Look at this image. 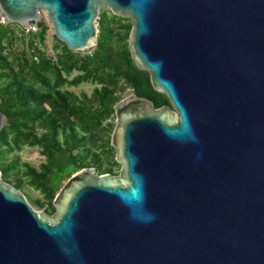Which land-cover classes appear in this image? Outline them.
<instances>
[{
  "label": "water",
  "instance_id": "water-1",
  "mask_svg": "<svg viewBox=\"0 0 264 264\" xmlns=\"http://www.w3.org/2000/svg\"><path fill=\"white\" fill-rule=\"evenodd\" d=\"M103 9L132 20L131 59L170 105L118 102L120 174L75 173L53 215L0 171V264H264V0H0L83 55Z\"/></svg>",
  "mask_w": 264,
  "mask_h": 264
},
{
  "label": "trees",
  "instance_id": "trees-1",
  "mask_svg": "<svg viewBox=\"0 0 264 264\" xmlns=\"http://www.w3.org/2000/svg\"><path fill=\"white\" fill-rule=\"evenodd\" d=\"M113 17L119 18L114 15ZM11 27L12 25L0 23V108L7 116V123L0 131V171L2 178L13 184L19 160H9L7 154L33 140L32 144L41 149L45 163L41 170L34 171L32 186L47 194L50 199H54L72 175L84 168L92 167L85 164L84 159L77 155L78 150L86 145L88 140L86 136L80 137L73 126L74 133L64 142L60 140L61 129L64 128L62 120L71 116L82 122V130L90 133L114 113V106L122 100L121 95L116 93L126 76L122 68L127 66L141 71L135 66L128 50L119 58H114V49L108 45L112 38V30L107 27L103 13L100 15V32L94 53L90 55L74 53L61 43L67 53L63 69L38 51L35 36L41 33L43 40L47 31L44 21L39 24L37 33L22 32L19 36L21 46L16 49H12L14 32ZM73 70L83 72L77 78L76 85L90 80L101 84L111 83L112 87L98 89L96 99L88 109L83 106L75 109L66 94L52 89L54 87H49L48 83V77L52 74L60 81L63 71L71 73ZM126 78L132 83L138 95L141 94L137 88L136 77L127 75ZM31 80L41 82L47 89L40 92L30 91L26 85ZM47 105H51L52 112H48ZM35 127L44 131L42 135L35 134L33 131ZM98 139L102 146L112 148L111 134L103 132ZM115 163L118 164L116 161ZM96 169L99 172V168ZM14 186L20 188L21 181L18 180ZM35 205L39 206L37 203Z\"/></svg>",
  "mask_w": 264,
  "mask_h": 264
},
{
  "label": "rangeland",
  "instance_id": "rangeland-1",
  "mask_svg": "<svg viewBox=\"0 0 264 264\" xmlns=\"http://www.w3.org/2000/svg\"><path fill=\"white\" fill-rule=\"evenodd\" d=\"M104 14V19L106 20L107 27L112 30V38L108 45H111L114 49V58H119L121 55L125 53V51H130L128 46L129 35L132 29V20L131 19H114L112 12L109 9H103L101 14ZM100 14V15H101ZM43 21L45 23V27H47V31L41 39V33L37 34L36 42L38 44V51L41 55H44L46 58H50L52 63H54L59 68L63 69V61L67 55L65 51V46L59 42V40L55 37L53 25L47 17L45 12H42ZM99 19L97 20V24L99 26ZM12 30L14 32V41L12 49L20 48L21 42L19 41V36L22 34L23 30L19 25L13 24ZM97 45L86 52L88 54H92L96 51ZM30 49L28 53L30 55ZM78 53V52H74ZM39 54V56H40ZM122 71L124 74L132 75L136 77L138 83V89L141 91V94L137 93L134 87L132 89L126 90L124 93L120 94L122 99L136 94V96H142L151 99L152 101H157L158 106L170 105V101L166 98L165 95L154 92V89L150 82V76L148 73H141L137 71L135 68L131 67H123ZM83 72L80 70H73L71 73L66 71L62 72V79L58 81L54 74L48 77L49 87L52 86L56 89V91H60L66 94L69 98L70 104L75 108L79 109L81 106L88 109L90 105L96 99V91L98 89H102L103 87H112L111 83H96L93 81L81 82L78 85L75 84L77 78L82 75ZM124 78L126 80L127 78ZM59 84V85H58ZM27 88L30 91H42L47 89L41 82L39 81H29L27 82ZM57 88H56V87ZM48 87V88H49ZM147 95V96H145ZM167 100V101H166ZM46 109L48 112H52L53 109L51 105H47ZM48 116V115H47ZM82 122L76 121V119L70 118L66 120H62V124L64 128L61 129V134L59 136L60 140L64 142L68 136L72 135L74 131L72 127H75L76 132L80 135V137L86 136L88 138L86 145L81 147L77 155L80 158L84 159L85 164L91 165L94 168H99L100 174H112L119 175L121 171V166L116 164V152L113 148H108L102 146L99 142L98 137L102 135L103 132L109 133L112 135L114 127L116 125V116L115 112L107 119L103 120V122L96 126L93 131L90 133H86L82 130ZM34 128L35 134L42 135L44 132L41 129ZM33 140L28 144H22L21 147L17 148L15 151L7 154L8 159H18L19 165L16 169L17 174L13 180V185L17 183V181H21L20 190L25 194L26 198L29 202L33 203L37 210L45 211L50 215L55 213V207L53 205L54 199H50L47 194L41 192L35 186H32L34 171L41 170L42 165L45 163V157L42 155L41 149L32 144ZM37 203L39 206H36Z\"/></svg>",
  "mask_w": 264,
  "mask_h": 264
},
{
  "label": "built area",
  "instance_id": "built-area-1",
  "mask_svg": "<svg viewBox=\"0 0 264 264\" xmlns=\"http://www.w3.org/2000/svg\"><path fill=\"white\" fill-rule=\"evenodd\" d=\"M0 23H4V24H7L5 22V20L3 19V17H1L0 15ZM23 32H25L26 34H34V33H37L39 31V28H35V26L31 25L27 28H22Z\"/></svg>",
  "mask_w": 264,
  "mask_h": 264
},
{
  "label": "flooded vegetation",
  "instance_id": "flooded-vegetation-1",
  "mask_svg": "<svg viewBox=\"0 0 264 264\" xmlns=\"http://www.w3.org/2000/svg\"><path fill=\"white\" fill-rule=\"evenodd\" d=\"M149 99V98H148ZM149 100H151V99H149ZM152 101V100H151ZM152 102H154V101H152ZM154 106L156 107V108H161V107H164V106H169V105H163V106H158L157 104H156V102H154ZM173 109V108H172Z\"/></svg>",
  "mask_w": 264,
  "mask_h": 264
}]
</instances>
